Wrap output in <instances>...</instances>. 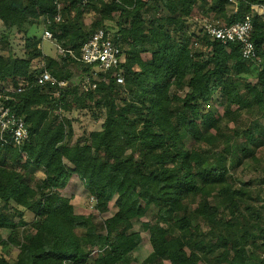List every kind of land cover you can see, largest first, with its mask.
Masks as SVG:
<instances>
[{"label":"trees","instance_id":"trees-1","mask_svg":"<svg viewBox=\"0 0 264 264\" xmlns=\"http://www.w3.org/2000/svg\"><path fill=\"white\" fill-rule=\"evenodd\" d=\"M209 1L202 10L226 25L251 14L248 4H264L237 0L233 13L228 0ZM61 3L56 22L52 0H0V94L9 97L7 106L29 133L21 146L0 142V264H89L96 249L93 264H129L138 234L128 231L148 212L156 221L142 224L151 253L141 264H202L209 258L212 264H260L264 219L253 213L255 222H246L239 233L220 216L223 210L239 214L246 191L231 187L227 170L239 161L227 144L217 145L225 137L219 122L229 121L233 106L239 111L254 103L264 117V67L253 81L247 77L254 65H264L261 18L252 14L256 57L246 60L238 43L211 39L202 34V25L190 30L193 10L205 0ZM147 11L152 13L148 21ZM106 22H114L115 31ZM38 23L64 55L42 52L39 40L29 36ZM14 28L24 37L23 57L9 48ZM98 29L122 48V84L111 70L73 61ZM142 54H149L148 62ZM44 71L54 83L37 84ZM61 81L67 84L59 86ZM86 81L95 88L85 92ZM215 93L226 108L220 118L206 107ZM91 108L104 112L100 134L71 142L72 122L65 114ZM73 176L99 213L113 201L115 212L103 221L104 234L91 229L89 217L75 213L72 196L59 192ZM19 227L24 234H18ZM9 245L17 248L13 261L1 251Z\"/></svg>","mask_w":264,"mask_h":264},{"label":"rangeland","instance_id":"rangeland-1","mask_svg":"<svg viewBox=\"0 0 264 264\" xmlns=\"http://www.w3.org/2000/svg\"><path fill=\"white\" fill-rule=\"evenodd\" d=\"M209 4L210 1L205 0V5H198L195 7L194 16L197 18V21H195L193 17L190 21L192 22L190 23V25L192 24L190 30L199 31V28L205 22L223 23L222 19L215 18V16L207 14L202 10V8H206ZM232 7L233 5H229L228 8L231 10L233 9ZM151 14L150 11H147L146 14H144L146 21L150 19ZM88 18L89 17L85 18L86 22H89ZM106 25L112 30V32L115 31L116 26L114 22H106ZM42 30V24L38 23L30 29L29 36H33L39 40V45L45 55L59 57L54 43L51 40L42 37ZM8 44L10 50L16 57H23L24 37L21 32L17 31L15 28L12 29ZM141 57L143 61H149V54H142ZM38 66L40 65L38 64ZM263 67L264 65H254L251 68V72L247 76L249 77L250 82L255 79L257 70ZM72 70L73 72L77 71L75 66L72 67ZM74 80L78 82L79 77L76 76ZM66 84L67 82H65V85ZM239 86H241V84H239ZM186 93L187 89L181 91V94L185 95ZM206 107L214 113L217 118L222 117L226 110L220 101L218 93H215L212 96L211 101L208 102ZM65 116L72 122L73 136L71 142L80 138L87 140L92 137H97L101 132V124L104 120L103 110L100 111L97 108H91L89 110H72L70 113H66ZM227 119L229 121L221 120V122H219L225 137L220 139L217 148L221 149L227 144V146L230 147V156H234L238 159L239 165L236 168L227 170L228 181L233 189H244L246 195L241 199L239 214L235 213L234 215H231L227 210H223L220 213V216L223 218V222H230L233 224V232L240 233L242 231L241 228L245 226L246 222L248 225L255 222L253 219V213H258L260 219H264V117L261 116V112L258 111L256 105L251 103L249 107L239 111L237 107L233 106L231 108V114H229V117L227 116ZM102 156L103 153H98L96 155L98 158H102ZM229 162L230 161H228V164ZM29 170V173H34V171H32L33 169ZM39 175L36 174V177ZM59 192L64 197L72 196L71 202L74 206L75 213L89 217L91 229H95L99 233L104 234L103 221L112 216L115 212L113 201L108 204V210L106 212L99 213L94 207L95 202L93 198L88 195L83 184L76 176H73L67 184L63 185L59 189ZM211 198L212 200L214 199L213 195H211ZM248 205L251 208L249 211L246 210V206ZM31 218L32 217L29 219ZM155 221L156 218L154 213L148 212L144 217L132 222V229L128 232H136L138 234V246L128 255L129 264H141L150 255L151 246L149 244V233L143 230L142 224L144 222L153 223ZM205 230V225L200 222V231L203 232ZM17 232L19 235L25 233L21 227L17 228ZM81 232H83L82 229L77 230V233L80 234ZM221 233H223V229ZM259 242L260 240H257L256 244L258 245ZM1 251L9 261H13L16 256L17 248L13 245H9L1 248ZM186 251H189V249H186ZM92 252L89 254V264H93L96 257V254H93ZM212 263L213 259L209 258L206 261H203L202 264ZM163 264H169V262L163 261Z\"/></svg>","mask_w":264,"mask_h":264},{"label":"built area","instance_id":"built-area-1","mask_svg":"<svg viewBox=\"0 0 264 264\" xmlns=\"http://www.w3.org/2000/svg\"><path fill=\"white\" fill-rule=\"evenodd\" d=\"M62 0H52L56 6L57 13L54 17L56 22L61 20L60 9L62 7ZM233 5V13L237 11V0H228ZM251 14L247 13L240 21L233 24L226 25L220 22H205L202 24V34L211 39L218 40L221 43L235 42L240 45V52L242 58L246 60H254L256 57L254 45L250 40L252 32V14L258 15L264 23V4H248ZM46 23L49 20L46 19ZM42 37L52 42L55 40L49 30H44ZM57 52L64 55V50L56 46ZM70 55V51H67ZM73 61L77 64L92 66L96 71L106 72L111 70V76L115 77L117 84L123 83L121 76L120 64L125 61L122 53V48L115 43L109 33L103 29L96 30L90 38L82 45L79 56L73 57ZM118 71V72H116ZM107 81V77L102 78ZM55 80L46 71L42 72L37 78V84L43 85L45 83H54ZM59 86L65 85V82H58ZM22 86L17 89L21 90ZM95 88V83L86 81L84 91L87 92ZM6 91H10L6 89ZM9 97L0 94V142L6 145L21 146L28 141L29 133L25 122L17 117L7 106L6 101ZM264 228V227H263ZM98 250L92 253L96 254ZM260 264H264V248L259 255Z\"/></svg>","mask_w":264,"mask_h":264},{"label":"crops","instance_id":"crops-1","mask_svg":"<svg viewBox=\"0 0 264 264\" xmlns=\"http://www.w3.org/2000/svg\"><path fill=\"white\" fill-rule=\"evenodd\" d=\"M194 11H195V9L193 10V12H192V17H191V20L193 19V17H194V19H195V21H197L196 19V17L194 16L195 14H194Z\"/></svg>","mask_w":264,"mask_h":264}]
</instances>
